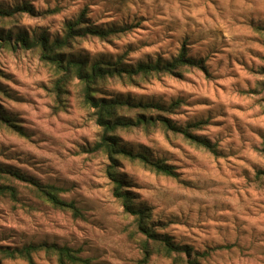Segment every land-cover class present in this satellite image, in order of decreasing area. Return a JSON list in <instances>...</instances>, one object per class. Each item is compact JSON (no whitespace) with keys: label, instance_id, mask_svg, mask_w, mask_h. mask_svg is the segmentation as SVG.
<instances>
[{"label":"rangeland","instance_id":"374dc122","mask_svg":"<svg viewBox=\"0 0 264 264\" xmlns=\"http://www.w3.org/2000/svg\"><path fill=\"white\" fill-rule=\"evenodd\" d=\"M22 5L31 13L0 16V34L11 33L13 46L0 47V117L25 134L0 120V248L67 246L93 264H137L142 258L132 218L112 195L106 157L82 153L101 131L80 85L71 80L58 93L60 74L40 61L37 49L13 43L18 33L60 38L64 25L83 14L96 27L126 29L70 45V54L88 62L120 58L135 66L170 61L181 51L201 62V68L132 85L108 81L98 89L103 98L178 102L160 114L181 128L205 122L190 132L215 147L210 153L158 125L117 131L120 146L176 172L165 177L118 157L117 176L133 203L149 210L159 235L206 254L201 264H264V175L258 174L264 171V0H0L3 10ZM13 173L57 188L81 216L54 208ZM33 260L57 264L42 251ZM147 264L174 263L153 255Z\"/></svg>","mask_w":264,"mask_h":264},{"label":"trees","instance_id":"16d2710c","mask_svg":"<svg viewBox=\"0 0 264 264\" xmlns=\"http://www.w3.org/2000/svg\"><path fill=\"white\" fill-rule=\"evenodd\" d=\"M16 12L31 13V10L28 5L14 7L11 10L0 9V16H12ZM125 31V28L116 26L96 27L87 22L83 14H80L78 18L64 25L63 35L60 38L56 37L49 40L44 35H39L37 38L28 39L25 34L18 33L15 35L16 38L13 43L28 49H37L40 61L54 68L58 75L60 74L54 86L58 93L64 91L71 80H76L80 85L83 104L92 110L95 123L101 131L99 140L92 146L83 149L82 153H101L109 163L106 175L113 186L112 195L120 202L123 213L132 218L135 227L134 232L139 235L138 244L142 258L137 264H147L153 255L170 258L174 264H201L199 259L206 254L195 253L187 246L174 244L167 236L159 235L154 230L150 224L149 210L136 206L133 203L131 193L123 188V181L117 176L116 164L118 157H121L132 162H138L145 169L165 177L175 178L176 172L164 162L154 161L144 154L134 153L123 148L116 138V132L134 127L143 126L145 128L158 125L167 132L179 133L197 147L215 154L214 145L190 132V129H199L205 122L197 121L181 128L160 114L172 111L178 102H174L170 106H163L152 103H136L128 98L118 96L115 98L97 96L98 89L108 81L118 80L132 85L138 79L173 75L178 73L180 69L201 68V62L190 58L184 51H181L177 57L170 61L158 59L155 62H141L135 66H128L120 58L115 61L98 59L88 62L67 51L76 40L89 38L106 40ZM11 39V33L5 36L0 34V47L2 45L13 47L10 43ZM131 113L135 114L134 118L127 116ZM151 113H156V116H145ZM0 120L21 136L25 135L13 121L4 117H0ZM258 174L264 175V171ZM13 176L31 184L38 196L54 208L68 210L75 217L81 216L74 202H66L58 197L59 190L57 188L42 186L32 179L26 180L20 174L13 173ZM2 189L4 188H0V193H3ZM132 237L134 238L135 235ZM40 251L48 257H54L57 264H93L89 258L81 257L78 251L72 248L47 243L30 244L21 248H0V259H18L26 262V264H34L33 255Z\"/></svg>","mask_w":264,"mask_h":264}]
</instances>
